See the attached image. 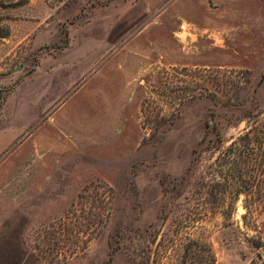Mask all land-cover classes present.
<instances>
[{
	"label": "rangeland",
	"instance_id": "rangeland-1",
	"mask_svg": "<svg viewBox=\"0 0 264 264\" xmlns=\"http://www.w3.org/2000/svg\"><path fill=\"white\" fill-rule=\"evenodd\" d=\"M255 111L264 0H0V129H24L0 140V264H130ZM197 225L216 264H264V203Z\"/></svg>",
	"mask_w": 264,
	"mask_h": 264
},
{
	"label": "trees",
	"instance_id": "trees-1",
	"mask_svg": "<svg viewBox=\"0 0 264 264\" xmlns=\"http://www.w3.org/2000/svg\"><path fill=\"white\" fill-rule=\"evenodd\" d=\"M261 114V111L251 112L246 129L227 147L215 146L229 170L209 172L207 181V175H200L203 182L190 191L193 198H186L188 207L184 205V211L174 218L176 232H138L139 241L130 250V264H170V261L172 264H216L212 245L186 231L219 212L233 216L241 195L250 208L264 203V119L260 118ZM212 143L210 140L204 147L210 149ZM222 179L227 182L222 183ZM232 179L241 184L229 183ZM163 220H168L167 213Z\"/></svg>",
	"mask_w": 264,
	"mask_h": 264
},
{
	"label": "crops",
	"instance_id": "crops-1",
	"mask_svg": "<svg viewBox=\"0 0 264 264\" xmlns=\"http://www.w3.org/2000/svg\"><path fill=\"white\" fill-rule=\"evenodd\" d=\"M20 125V126H19ZM16 126V128H14L13 130H11V129H9V130H5V129H3V128H1L0 129V140H2L1 138H3V136H5V131H10V132H14V133H22V131L24 130L23 129V127H22V124L20 123V124H16L15 125ZM17 127H19V128H17ZM39 128L37 127L36 129H34V131L31 133V135L26 139V140H28V139H34L33 137H34V135H36V133H38L39 132V130H38ZM38 135V134H37ZM38 151V150H37Z\"/></svg>",
	"mask_w": 264,
	"mask_h": 264
}]
</instances>
